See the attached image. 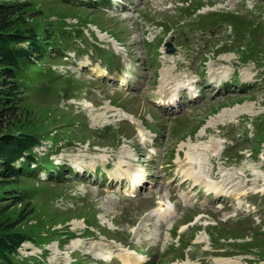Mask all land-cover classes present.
I'll list each match as a JSON object with an SVG mask.
<instances>
[{"label": "rangeland", "instance_id": "374dc122", "mask_svg": "<svg viewBox=\"0 0 264 264\" xmlns=\"http://www.w3.org/2000/svg\"><path fill=\"white\" fill-rule=\"evenodd\" d=\"M9 1L15 28L69 32L47 61L72 86L32 80L7 122L42 136L33 151L51 161L17 180L24 201L0 204V226L26 237L13 262L264 264V58L251 46L264 47V0ZM246 102L252 114L209 124Z\"/></svg>", "mask_w": 264, "mask_h": 264}, {"label": "trees", "instance_id": "16d2710c", "mask_svg": "<svg viewBox=\"0 0 264 264\" xmlns=\"http://www.w3.org/2000/svg\"><path fill=\"white\" fill-rule=\"evenodd\" d=\"M19 8V5L9 0H0V204L12 200L8 207L14 206L12 202L15 200L18 201H15L14 204L25 200V193H22V189H19L18 195H13L16 193L15 185L18 179L36 175L41 164L51 166V161L48 159L43 163H38L39 157L33 151V147L40 144L38 138L42 136L32 132L27 133L28 130L19 133L7 131L10 127L7 122L18 114L21 104L19 98H23L19 96L21 90L29 88V84L34 79L39 82L48 81L50 84L56 82L60 88L72 87L66 80L63 81L57 77L47 61L50 58L49 53L58 52L56 56L59 57L63 51L68 50V47L65 46L69 32L61 31L59 33L57 27L52 29V31L55 30L52 33L47 32L44 28L38 32L39 34L27 29H17L15 25L21 20ZM223 16L230 21L233 19L230 24L233 26L234 34L241 33L243 26L238 22L240 17L231 14ZM246 22L249 23L244 26L250 28L247 34L253 35L255 30L252 27L253 24L248 20ZM263 25L264 23L261 24L262 29H264ZM254 40L251 44L252 48L256 50L254 55L263 59L261 53L264 56V47L256 48ZM21 43L24 45L22 46ZM33 56L36 57L35 60H33ZM42 60H45L46 63ZM55 75L59 79L55 78ZM256 119H261V122ZM256 119L254 124L259 129L258 135L262 140L264 138V123L262 122L264 115ZM19 159H22L20 162L22 168H14V163ZM31 164L34 167H31ZM24 191L27 192V188ZM16 226H0V264H15L13 260L17 248L26 239L23 233L15 230Z\"/></svg>", "mask_w": 264, "mask_h": 264}, {"label": "bare ground", "instance_id": "6f19581e", "mask_svg": "<svg viewBox=\"0 0 264 264\" xmlns=\"http://www.w3.org/2000/svg\"><path fill=\"white\" fill-rule=\"evenodd\" d=\"M172 63L174 64V61H172ZM94 70V73L95 74H101V75H104L105 73L104 72H100V73H98L97 71H96V69H93ZM167 72L165 71V70H163L161 73H160V80H159V85L161 86L162 85V83L163 82H165V79L167 78V74H166ZM170 73V72H169ZM216 73V72H215ZM215 73H214V71L213 72H211V79H213L214 78V75H215ZM171 75H173V74H171ZM223 76H226V74H223ZM171 78V77H170ZM179 78V77H178ZM181 80V79H180ZM222 80H218V82H217V86L220 84V83H222L221 82ZM164 85V84H163ZM221 85V84H220ZM165 86V85H164ZM181 86H183V84H181V85H178L177 86V88H176V90L173 92L174 93V95H175V99H176V95H177V92H178V90L181 88ZM216 86V85H215ZM160 91V90H159ZM172 93V92H171ZM167 95V94H166ZM191 95H193L192 97H194V96H197V93H196V91H194ZM164 99H166L165 98V95L162 93H160L159 95H158V104H164V102H165V100ZM175 101V100H174ZM173 102V101H172ZM253 103H251V102H246V103H243V104H236L235 106H233V107H229V108H223V109H221V111L218 113V115H217V117H215L214 119H211L210 121H209V124H212L214 127H215V125L216 124H218V123H221L222 121H226L225 119L228 117V119H231V120H233V118H235L236 116H238V115H240V114H242V113H248V114H252L253 112H254V110H253ZM131 120H133L132 119V117L129 115L128 116ZM228 121H230V120H228ZM186 146H188L189 148L192 146L191 144H190V142H187L186 143ZM219 155V151H215V153H214V155H213V157H217ZM186 158L189 160V161H193V160H195L196 159V155H194L193 153H187L186 152ZM212 172H210V174H211ZM123 174H128V170H124L123 171ZM187 176H189L190 178L192 177V175H191V173L189 172L188 174H186ZM194 176V175H193ZM118 178H120L121 179V177L122 176H117ZM195 177L196 178H199L200 177V175H199V172L197 173V174H195ZM194 180H196V179H194ZM212 189H216L217 187H216V185H214L213 187H211ZM159 208V207H158ZM156 211V210H155ZM167 212L168 211H166V209H164V208H159V210H157V215L160 217V218H163L166 214H167ZM164 221V220H163ZM123 261H124V263H128V261L130 260V256H129V253H126V254H123ZM138 257H142L141 255H139ZM225 263H227V264H239L238 262H236V261H233V262H230L229 260H225ZM136 264H140L139 262H137Z\"/></svg>", "mask_w": 264, "mask_h": 264}, {"label": "water", "instance_id": "95a60500", "mask_svg": "<svg viewBox=\"0 0 264 264\" xmlns=\"http://www.w3.org/2000/svg\"><path fill=\"white\" fill-rule=\"evenodd\" d=\"M167 45L170 46V43H168Z\"/></svg>", "mask_w": 264, "mask_h": 264}]
</instances>
